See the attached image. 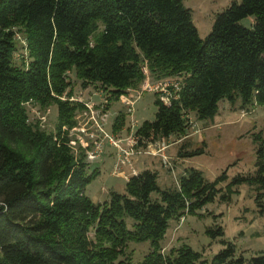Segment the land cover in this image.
Segmentation results:
<instances>
[{
    "label": "trees",
    "instance_id": "trees-1",
    "mask_svg": "<svg viewBox=\"0 0 264 264\" xmlns=\"http://www.w3.org/2000/svg\"><path fill=\"white\" fill-rule=\"evenodd\" d=\"M144 65L153 80H180L168 103L154 97V118L135 130L138 146L183 133L190 113L212 119L221 100L264 105V0H232L204 38L182 0H0V264H264V253L238 254L220 226L208 231L223 245L208 262L187 244L166 253L160 245L171 220L217 195L229 200L243 183L264 215V131L252 135L253 173L223 187L226 170L207 180L188 167L175 186L160 187L157 172L142 169L102 202L86 195L98 170L73 150L68 131L84 106L70 99L69 73L109 101L143 80ZM31 102L56 106L55 131L28 121ZM130 241L150 242L140 261L123 259Z\"/></svg>",
    "mask_w": 264,
    "mask_h": 264
},
{
    "label": "rangeland",
    "instance_id": "rangeland-1",
    "mask_svg": "<svg viewBox=\"0 0 264 264\" xmlns=\"http://www.w3.org/2000/svg\"><path fill=\"white\" fill-rule=\"evenodd\" d=\"M182 1L191 11L199 36L204 38L210 32L216 15L232 0ZM241 22L247 25L252 20L244 18ZM16 39L18 44H25L19 32H16ZM144 74L151 84L159 81L153 80L148 70ZM144 78L136 87L129 88L126 94H121L118 100L107 101L106 92L93 84L81 87L74 73H69L73 90L70 99L82 103L84 107L76 113V124L68 132L75 154L84 153L89 170H98V175L85 189L86 195L93 202L107 199L110 190L124 191L125 178L135 169L137 171L140 158L148 155L157 159L153 166L157 168L160 187L175 186L177 179L188 167L200 170L207 180L216 179L226 170L228 178L218 187H223L238 173H253L255 143L252 135L264 131V105L241 106L239 101L232 104L221 100L212 119L198 120L194 113H190L191 125L183 133L137 148L133 145L135 130L144 120L154 118L156 107L153 101L158 95L155 90L148 91L144 88ZM173 79L177 78L161 80ZM26 107L29 122L38 123L47 132L55 131L57 110L54 104L40 106L31 102ZM121 112L125 113V119L115 130L113 125L118 123L117 117ZM162 143L166 147L160 152L158 149ZM183 143H187L184 148L181 147ZM197 146L203 148L202 154L177 158L179 150ZM161 154L165 155V162ZM218 226L222 228L224 237L234 244L238 254L242 253L249 258L264 253V215L257 211L253 186L246 183L237 186L229 200H221L217 195L213 201L193 213H184L179 219L171 220L160 242L162 251L166 253L171 248L187 244L199 251L208 262L223 247L222 236L213 237L208 232ZM149 250V241H130L123 259L140 261ZM118 261L119 257L114 264Z\"/></svg>",
    "mask_w": 264,
    "mask_h": 264
},
{
    "label": "built area",
    "instance_id": "built-area-1",
    "mask_svg": "<svg viewBox=\"0 0 264 264\" xmlns=\"http://www.w3.org/2000/svg\"><path fill=\"white\" fill-rule=\"evenodd\" d=\"M142 71H143V73H146L147 72L146 65H144L142 67ZM175 78H177V79L176 80L173 79V81H170V80H168V81L167 80H159V81L151 84V83H149L147 81L148 80V76H146L144 78V82H143L144 83V88L145 89H148V91H150V90H153L154 91L155 90V92L158 93L159 98L164 103H168L171 97H176V93H177V91L179 89V80H180V78L179 77H175ZM137 140H138V136L134 135L133 136V145L135 147H137V148L138 147H141V148L147 147L148 144L153 143V142H148L147 144H145L143 146H138L137 145ZM155 141H157V140H155ZM165 147H166L165 144L162 143L160 145L158 151L161 152L162 150L165 149ZM161 155H162L163 161L165 162V158H166L165 155H163V154H161ZM133 173H136V172L134 171Z\"/></svg>",
    "mask_w": 264,
    "mask_h": 264
},
{
    "label": "crops",
    "instance_id": "crops-1",
    "mask_svg": "<svg viewBox=\"0 0 264 264\" xmlns=\"http://www.w3.org/2000/svg\"><path fill=\"white\" fill-rule=\"evenodd\" d=\"M138 148H141V147H138ZM177 158L178 159H181L180 157H178L177 156ZM155 160H157L154 156H147L146 158H140V163H137V171H140V170H142V169H150V170H154V171H156V167H154L153 166V163L155 162ZM135 172H137L136 171V169L134 170ZM133 171V172H134ZM132 172V173H133ZM184 172V171H183ZM182 172V173H183ZM131 173V174H132ZM129 177V176H128ZM128 177H126L125 178V180H127L128 179ZM178 180V179H177ZM177 184V183H176Z\"/></svg>",
    "mask_w": 264,
    "mask_h": 264
}]
</instances>
